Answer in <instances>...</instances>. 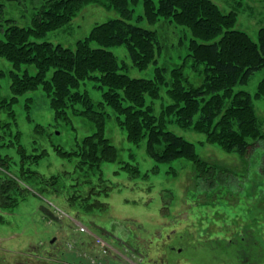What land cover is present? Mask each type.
I'll use <instances>...</instances> for the list:
<instances>
[{
  "label": "trees",
  "instance_id": "1",
  "mask_svg": "<svg viewBox=\"0 0 264 264\" xmlns=\"http://www.w3.org/2000/svg\"><path fill=\"white\" fill-rule=\"evenodd\" d=\"M40 1L31 26L23 27L14 19L6 18L5 4L0 0V30L3 32L0 56L12 62L15 68L9 74L11 96L0 97V209L16 208L28 193H33L30 188L37 193L64 198L69 205L78 204L87 210L105 208L106 202L96 197L108 196L112 187L104 176L102 165L117 161L119 156L117 146L105 134L106 121L110 117L106 105L115 112L118 125L128 134V141L138 145L145 140L148 155L157 162L179 158L190 160L194 163L196 178L210 187L224 183V180L227 182V179H236L237 169L233 171L202 157L195 143L168 128V118L172 117V121L182 128L204 133L209 143L240 156L256 149L257 142L264 140V129L254 98L264 96V79L259 82L255 96L234 88L239 83H246L256 70L264 67V26L256 41L247 31L235 28V12H223L213 0H142L144 13L138 16L139 21L154 24L160 18H169L187 27L191 33L188 56L192 58L194 68L200 67L203 80L199 85L192 84L182 64L171 70L169 83L165 67H157L153 79L132 77L122 72L118 56L110 49L126 45L133 65L141 70L156 63L160 49L157 31L130 21L134 17L132 6L140 0ZM89 4L115 9L120 16L96 24L75 47L32 40L65 26ZM22 65L34 66L35 72L29 68L22 71ZM87 79L99 82L100 88H107L103 91L102 101L95 102L88 91L78 90ZM163 85H168L166 91L171 103L166 104L158 116L148 97L152 100L161 98ZM40 87L51 97L56 121H68L69 108H73L96 128L71 148L54 146L59 156L74 161L75 165L73 170L64 167L49 176L32 166L48 155L47 149L39 151L36 147L39 153L28 152L21 141V131H17L13 109L21 95ZM28 100L32 101L31 98ZM79 104L81 108L76 107ZM3 111L7 118L1 116ZM40 126L38 124L37 131ZM7 147L17 150L18 174H12L10 170L13 157L3 154ZM120 169L130 171L133 177L141 173L137 162H124ZM258 208L256 213L250 214L251 219L221 215L220 226L211 223L204 229L212 235L224 233L223 236H201L199 242L204 244L205 240L215 239L212 251L217 252L222 261L231 257L233 264H264V217H259L262 212ZM44 211L49 217L54 215ZM3 219L0 215V222ZM227 235L232 237L229 239ZM204 245L206 247L207 243Z\"/></svg>",
  "mask_w": 264,
  "mask_h": 264
},
{
  "label": "rangeland",
  "instance_id": "2",
  "mask_svg": "<svg viewBox=\"0 0 264 264\" xmlns=\"http://www.w3.org/2000/svg\"><path fill=\"white\" fill-rule=\"evenodd\" d=\"M213 1L223 12H235V28L247 31L258 41V32L264 26V0ZM3 2L6 18L14 19L23 27L31 26L36 8L41 5L40 0ZM132 7L134 17L130 21L156 30L160 49L157 51L156 63L141 70L133 65L126 45L111 47L123 66L122 72L132 77L153 79L156 68L165 67L166 78L170 83L171 70L183 64L188 80L199 85L203 80L200 67L194 68L193 60L188 56L190 30L169 18H160L154 24L147 20L139 21L138 16L144 13L143 1L140 0ZM119 16L115 9L89 4L65 26L50 31L45 36L33 37L32 40L75 47L77 41L88 36L96 24ZM2 34L0 30V38L3 37ZM200 66L204 67L202 64ZM26 68L35 72L34 66H21L22 71ZM11 70H15L13 63L0 56V97L11 96ZM262 79L264 67L256 70L246 83H239L234 89L246 90L255 96ZM167 87L168 85L162 86L161 98L152 100L148 97L149 104H153L158 116L163 107L171 103ZM105 89L107 88L99 87V82L90 79L83 81L78 88L82 92L88 91L95 102L103 100ZM50 102L51 97L40 87L21 95L13 106L18 122L17 131H21V141L28 152L39 153L41 148L48 151V155L39 163L32 164L34 169L47 176L64 167L74 169L75 162L59 156L54 149L55 145L71 148L76 141L96 129L87 117L76 114L73 108H69L68 121H56ZM254 105L264 129V96L254 98ZM76 107L81 108V104ZM105 109L110 114L105 134L119 150L117 161L102 165L104 176L109 180L112 190L108 196L102 194L96 198L106 202V207L87 210L78 204L69 205L64 198L44 192L37 193L34 188H30L33 193H28L16 208L0 209V215L4 218L0 222V264L122 263L116 258L109 261L108 257L99 252L96 247L97 239L82 231V225L90 227L93 232V229L98 233L102 232L106 241L123 242L131 260L138 264H151V260L156 261L158 257L167 259V256L175 264H233L231 257L222 261L217 256L218 253L212 251V247L216 245L215 239L205 240L206 247L199 240L201 236L211 237L212 233L204 228H208L211 223L215 227L220 226L218 219L221 215L251 219L250 214L256 213V209L262 206L258 208L262 212L259 217H264V140L257 142V147L252 152L240 156L236 152L224 150L218 144L209 143L204 133L182 128L172 121V117L168 118V128L195 143L196 150L202 157L233 171L238 170L235 180L227 179V182L224 180V183L210 187L196 178L192 161L179 158L166 163L157 162L148 155L145 140L138 145L128 141V134L118 125L113 109L107 105ZM1 116L7 118V113L3 111ZM38 124L41 125L39 131ZM36 147L40 148L39 151ZM3 154L13 157L10 170L12 174H18L20 166L17 150L7 147L3 149ZM124 162H137L141 168L140 175L133 177L130 171L120 169ZM44 210L51 211L54 215L49 217V213ZM222 234L224 233H216L212 237L223 236ZM227 237L230 239L232 236Z\"/></svg>",
  "mask_w": 264,
  "mask_h": 264
},
{
  "label": "flooded vegetation",
  "instance_id": "3",
  "mask_svg": "<svg viewBox=\"0 0 264 264\" xmlns=\"http://www.w3.org/2000/svg\"><path fill=\"white\" fill-rule=\"evenodd\" d=\"M83 229H84V231L87 232V234H92L94 236V238L97 239V241L99 243L95 241L96 247L98 248L99 252H101L102 254H104L106 257L109 258V261L116 258L117 261L119 260L118 262H122L119 264H138V263H135L133 260H131L130 255L127 253L128 248H126V245L123 242L114 241V243H113L109 239H108V241H109L108 242V241H106V238H105L106 236L102 232L101 233L105 237L101 233H98L95 229H93L95 231V232H93L92 230H90V227H88V226L87 227L84 226ZM147 247L149 248V246H147ZM170 249H171V247H170ZM148 250H150V248ZM98 257H101V256H98ZM128 259L130 261H128ZM107 261H103V262H107ZM174 262L175 261H171L170 258L167 256V259H166V257H158V259L156 261L151 260L150 263L151 264H175ZM40 264H44V262H40ZM101 264H106V263H101ZM146 264H149V263H146Z\"/></svg>",
  "mask_w": 264,
  "mask_h": 264
}]
</instances>
